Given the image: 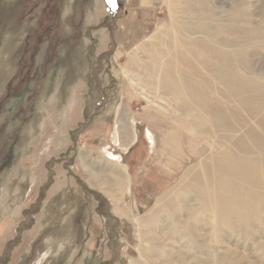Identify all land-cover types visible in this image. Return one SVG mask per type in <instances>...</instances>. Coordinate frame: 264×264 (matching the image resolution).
I'll use <instances>...</instances> for the list:
<instances>
[{
  "label": "rangeland",
  "instance_id": "rangeland-1",
  "mask_svg": "<svg viewBox=\"0 0 264 264\" xmlns=\"http://www.w3.org/2000/svg\"><path fill=\"white\" fill-rule=\"evenodd\" d=\"M49 2L0 0V264H264V0H153L147 25L116 0ZM160 81L213 96L236 136ZM205 146L222 171L194 186Z\"/></svg>",
  "mask_w": 264,
  "mask_h": 264
},
{
  "label": "bare ground",
  "instance_id": "bare-ground-1",
  "mask_svg": "<svg viewBox=\"0 0 264 264\" xmlns=\"http://www.w3.org/2000/svg\"><path fill=\"white\" fill-rule=\"evenodd\" d=\"M201 66L207 67V68H211L210 66H213V68H214L216 65H214L213 63H210V62L208 63V62L204 61V62H202ZM226 67L223 68L225 73L227 72ZM217 68H219V67H217ZM146 69L150 70L151 67L146 66ZM220 71H221L220 69H213L215 76H217V75L221 76V77H219V80H222L223 82L230 81L229 77H228L230 73L229 74H227V73L223 74V71H221V73H220ZM164 74H163V76H164ZM179 74H180V76L178 78L180 80H182L183 76L181 75V73H179ZM174 83L175 82H173L174 86L167 84L165 82H162V81H160V83H159V88H160L159 90L163 91L162 94L164 95L165 102H167L169 106L179 105L178 109L180 111H183L187 105L184 97L189 96L190 102L194 103V100H195V103H197V106H199L198 108L199 109L201 108L202 110L207 111V113L209 114L210 119H211L210 124H212V128H210L211 132H214L213 128H215V127L219 128V130H220L219 133H221L225 142H228L230 139H232L233 137L236 136V131L238 128H240L239 125L234 124L235 122L232 123L231 122L232 119L229 120V117L227 115L228 111L221 108L218 105V103L216 102V100L212 99V98H214L213 96L208 97L206 95V93L203 92L202 89H201V94L197 93L192 88H186L185 85H182L181 88L178 89L177 86L175 85L176 83L175 84ZM194 87H196V86H194ZM192 97L194 98V100ZM177 100H179V103H177L178 102ZM222 107H223V105H222ZM202 110H201V112H202ZM176 121H179V120H176ZM122 125H123L122 126V129H123L122 134L127 139V137H128L127 134H130V130L128 129L127 123L123 122ZM247 135L249 136L248 137L249 139L256 137L254 132H248V134L246 133V136ZM125 138L123 139V141H125ZM235 148L239 151H242V152L245 151L243 148V138L241 136L238 138V142L235 145ZM209 150L210 149L206 147V148L199 150L197 153L195 152L196 153L195 156L197 158L200 157L204 163L202 165L201 172L198 174V172L196 171V173L194 175V179L192 181L194 186L203 185L204 183H206V181L208 182V184L215 183L216 182V178H215L216 170L222 171V167L218 166V164H216V160L219 158V155H217V154L212 155L211 150L210 151ZM217 153H219V152H217ZM222 155H223V153L220 156H222ZM202 157H204L205 160ZM224 157L230 166H236V164L239 161H241V157L235 158L232 156L230 149H227L225 151ZM200 162L201 161H199V163ZM225 170H227V169H224L223 171H225ZM99 173L94 171L93 169H89L88 176L90 178L91 183H97V184L100 183V185L103 184L104 186L108 187L109 190H113V191L119 190V187H121L123 185V184L121 185V183L118 180L114 179L115 174H114L113 170L107 171L105 168V170L102 173L101 172H99ZM111 177H113V178H111ZM121 177L123 178V175ZM193 185L190 184V186H193ZM110 193H113V192L110 191ZM120 210H122V209H120ZM124 213H126V212L124 211Z\"/></svg>",
  "mask_w": 264,
  "mask_h": 264
},
{
  "label": "crops",
  "instance_id": "crops-1",
  "mask_svg": "<svg viewBox=\"0 0 264 264\" xmlns=\"http://www.w3.org/2000/svg\"><path fill=\"white\" fill-rule=\"evenodd\" d=\"M133 1H135V3H134V5H132V8L131 9H129V12L127 13V7H128V0H124V2H119V1H117L116 0V2L115 3H113L112 5H113V7H115V8H117V7H119V11L121 10V9H124V11H121L122 13H121V15H120V20H123V19H133L132 18V15H133V13H136V20H137V23H139V22H143V21H147V20H149V18H148V16H146L145 14H143V15H141V14H139V12L141 13V11H144L145 9H147V7H150L151 6V3L153 2V0H133ZM119 3V4H118ZM146 11V10H145ZM130 17V18H129ZM140 20V21H139ZM131 26L129 27V26H126V27H128V28H124L125 30H123V29H120L121 30V33L123 32L124 34L126 33V31L128 32L127 33V38L128 39H133L136 35H138V34H142L141 36V38L140 39H138V41L136 40L135 41V45L136 44H139L140 42H142L143 40H144V38H145V34H143V32H142V30H141V28H139V30H135L134 29V23H132V24H130ZM146 25H147V22H146ZM134 45V46H135ZM123 122H125L126 123V121L124 120ZM123 124V123H122ZM121 124V126H120V136H121V142L123 141V139L125 138L124 137V135L122 134L123 133V129H122V125ZM127 139L125 138V141H123L122 143H126L129 139H131V133L130 134H127ZM81 164H82V167L84 168V169H87L86 170V174L88 175V167H87V162H86V158H85V155L84 156H81ZM99 190V189H98ZM100 191V190H99ZM110 194H112V193H110Z\"/></svg>",
  "mask_w": 264,
  "mask_h": 264
},
{
  "label": "flooded vegetation",
  "instance_id": "flooded-vegetation-1",
  "mask_svg": "<svg viewBox=\"0 0 264 264\" xmlns=\"http://www.w3.org/2000/svg\"><path fill=\"white\" fill-rule=\"evenodd\" d=\"M43 2H44V7L46 8V6L48 5V4H50V2H49V0H43Z\"/></svg>",
  "mask_w": 264,
  "mask_h": 264
}]
</instances>
